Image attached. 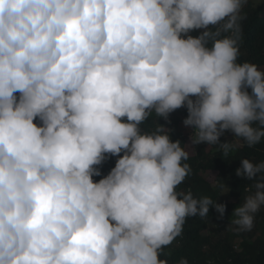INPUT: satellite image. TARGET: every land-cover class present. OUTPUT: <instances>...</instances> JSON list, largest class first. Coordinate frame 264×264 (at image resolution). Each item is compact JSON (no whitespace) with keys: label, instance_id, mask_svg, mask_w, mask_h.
Segmentation results:
<instances>
[{"label":"clouds","instance_id":"1","mask_svg":"<svg viewBox=\"0 0 264 264\" xmlns=\"http://www.w3.org/2000/svg\"><path fill=\"white\" fill-rule=\"evenodd\" d=\"M244 4L0 0V264H169L186 218L223 216V179L207 180L215 196L177 190L189 153L157 118L186 107L192 144L226 161L240 145L225 130L264 143V70L238 60ZM235 172L251 182L229 215L239 234L264 207V159Z\"/></svg>","mask_w":264,"mask_h":264},{"label":"trees","instance_id":"2","mask_svg":"<svg viewBox=\"0 0 264 264\" xmlns=\"http://www.w3.org/2000/svg\"><path fill=\"white\" fill-rule=\"evenodd\" d=\"M243 41L240 44L239 61L247 60L255 63L264 70V0H245L242 8ZM250 91V89H249ZM187 116L186 107H180L171 113L168 118L158 117L157 122L171 129L169 135L172 140H180L190 159V173L184 183L178 187V191L191 190L194 195L204 194L215 196L216 187L206 180V171L218 172L216 179H223L226 185V193H220L218 203L225 205V212L221 216L214 207H209L208 219L198 216L186 218L182 235L164 249L167 253L169 264L173 258L187 257L189 264H264V207L255 214L254 224L250 231L239 234L230 230L229 215L234 206L243 202V197L251 188V182L246 178L236 175L235 169L240 166L241 158H248L253 163L264 159V143L254 148L242 146V141L234 138L230 130H225L219 137L220 142H230L240 145L233 159L224 160L219 152H213L211 146L206 143L193 145L190 136H186L179 130L183 119ZM155 118H152L154 126ZM39 123L38 120L34 121ZM231 136V138L229 137ZM116 157L109 155L101 165H98L101 176L107 174L114 166ZM101 176H93L99 180ZM234 198L233 201L228 199ZM261 226L259 227V222ZM260 232V233H258ZM235 239H238L236 245ZM235 245L237 247H235Z\"/></svg>","mask_w":264,"mask_h":264},{"label":"rangeland","instance_id":"3","mask_svg":"<svg viewBox=\"0 0 264 264\" xmlns=\"http://www.w3.org/2000/svg\"><path fill=\"white\" fill-rule=\"evenodd\" d=\"M179 130L180 131H182L186 136H189L190 134H191V131H192V129H191V127L190 126H185L183 123H182V125H179ZM204 177V176H203ZM205 178H206V180H208V181H210V183H212V185L215 183V179H216V173L215 172H212V173H206L205 174ZM229 198V200L230 201H233L234 200V198H232V197H228ZM261 226V221L259 222V227ZM258 233H260V232H258ZM235 243H236V245H237V243H238V239H235ZM235 245V247H237Z\"/></svg>","mask_w":264,"mask_h":264}]
</instances>
